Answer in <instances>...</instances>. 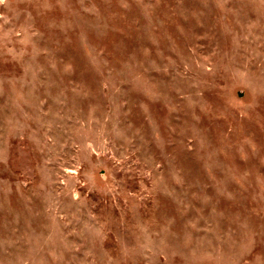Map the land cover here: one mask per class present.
<instances>
[{"label": "clouds", "instance_id": "clouds-1", "mask_svg": "<svg viewBox=\"0 0 264 264\" xmlns=\"http://www.w3.org/2000/svg\"><path fill=\"white\" fill-rule=\"evenodd\" d=\"M0 264H264V0H0Z\"/></svg>", "mask_w": 264, "mask_h": 264}, {"label": "rangeland", "instance_id": "rangeland-1", "mask_svg": "<svg viewBox=\"0 0 264 264\" xmlns=\"http://www.w3.org/2000/svg\"><path fill=\"white\" fill-rule=\"evenodd\" d=\"M188 6L191 7L192 5L189 3ZM165 7H166V5L161 4L160 9H158L157 11L160 12L161 9H163ZM127 15L129 16L128 22H132L133 18L135 16H138L139 14H138V12H136V10H134L132 13H128ZM119 27L122 30L126 31L125 22L120 21L119 22ZM93 40H94L95 43L102 44L103 46H107L109 48V50L111 49V46H112L113 42H117L118 43L120 41H123L124 44L128 45L129 47L134 46V40L133 39H129V38H127L124 35H121L120 32H110L108 34V36L103 41H97V40H95V38H93ZM61 43H62V46H63V51H59V52L56 53L59 57L65 59V60L68 59L69 55H71L73 57L82 58V53L80 51V48L75 43V41L72 44H68V45H64L63 41ZM203 124H204L205 127H211L213 135L216 132V127H215L216 124H219L220 126H222V129L224 131H227L226 122L224 120L210 122L208 118H205L204 121H203ZM189 165L191 167H193V168L197 167V165L194 162H192V161H189ZM93 195H95V194H93Z\"/></svg>", "mask_w": 264, "mask_h": 264}]
</instances>
